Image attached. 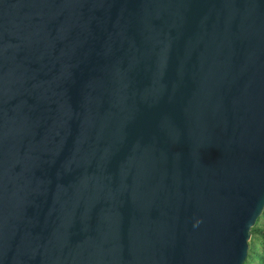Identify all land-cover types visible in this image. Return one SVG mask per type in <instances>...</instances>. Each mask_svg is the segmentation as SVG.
Wrapping results in <instances>:
<instances>
[{"label": "water", "instance_id": "obj_1", "mask_svg": "<svg viewBox=\"0 0 264 264\" xmlns=\"http://www.w3.org/2000/svg\"><path fill=\"white\" fill-rule=\"evenodd\" d=\"M264 208V0H0V264H243Z\"/></svg>", "mask_w": 264, "mask_h": 264}, {"label": "rangeland", "instance_id": "obj_2", "mask_svg": "<svg viewBox=\"0 0 264 264\" xmlns=\"http://www.w3.org/2000/svg\"><path fill=\"white\" fill-rule=\"evenodd\" d=\"M262 249H263L262 242H260L259 239L253 237L250 234L249 240H248L247 254L249 253V250H251L252 252H251L250 257L248 258L247 263H245V264H264V263L260 262V260H259V257L264 256V251ZM247 254H246V256H247ZM245 260H246V258H245Z\"/></svg>", "mask_w": 264, "mask_h": 264}, {"label": "trees", "instance_id": "obj_3", "mask_svg": "<svg viewBox=\"0 0 264 264\" xmlns=\"http://www.w3.org/2000/svg\"><path fill=\"white\" fill-rule=\"evenodd\" d=\"M264 208L260 214V216L256 219L254 226L250 229L249 233L259 239L260 242L263 244V251H264ZM251 250H249V253L246 256V260L244 261V264L247 263L248 258L251 255ZM260 262L264 263V256L259 257Z\"/></svg>", "mask_w": 264, "mask_h": 264}]
</instances>
